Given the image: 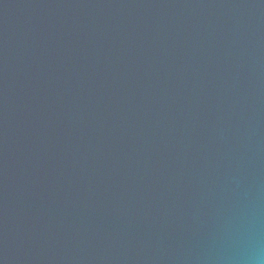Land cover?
Returning <instances> with one entry per match:
<instances>
[{
	"label": "water",
	"instance_id": "water-1",
	"mask_svg": "<svg viewBox=\"0 0 264 264\" xmlns=\"http://www.w3.org/2000/svg\"><path fill=\"white\" fill-rule=\"evenodd\" d=\"M0 264H264V0H0Z\"/></svg>",
	"mask_w": 264,
	"mask_h": 264
}]
</instances>
